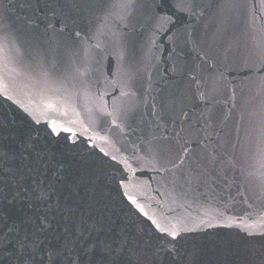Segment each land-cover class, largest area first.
Wrapping results in <instances>:
<instances>
[{
  "label": "water",
  "instance_id": "1",
  "mask_svg": "<svg viewBox=\"0 0 264 264\" xmlns=\"http://www.w3.org/2000/svg\"><path fill=\"white\" fill-rule=\"evenodd\" d=\"M0 264H264V0H0Z\"/></svg>",
  "mask_w": 264,
  "mask_h": 264
}]
</instances>
